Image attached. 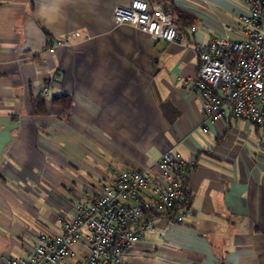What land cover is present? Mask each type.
Wrapping results in <instances>:
<instances>
[{
  "label": "crops",
  "instance_id": "crops-1",
  "mask_svg": "<svg viewBox=\"0 0 264 264\" xmlns=\"http://www.w3.org/2000/svg\"><path fill=\"white\" fill-rule=\"evenodd\" d=\"M130 1L0 0V264L39 233H62L121 171L157 181L169 149L192 166L183 204L194 213L157 214L125 264H264V128L231 115L204 131L203 99L184 83L196 78V44L244 38L246 1L151 0L182 12L183 41L115 24ZM58 38L69 43L43 50ZM65 95L69 107L54 101Z\"/></svg>",
  "mask_w": 264,
  "mask_h": 264
},
{
  "label": "built area",
  "instance_id": "built-area-1",
  "mask_svg": "<svg viewBox=\"0 0 264 264\" xmlns=\"http://www.w3.org/2000/svg\"><path fill=\"white\" fill-rule=\"evenodd\" d=\"M245 1L244 38H215L206 45H195L199 53L196 78L184 83L198 90L203 99L204 131L231 115L264 128V0ZM113 19L117 25L129 23L145 31L153 41L184 40L173 14L151 0L117 5ZM68 43L58 38L43 50L54 52ZM49 89L50 85L44 86L46 92ZM156 166L161 173L157 181H152L150 169L121 171L99 193L79 202L77 215L62 233H39L28 254L9 257L8 264H125L134 244L154 230L157 214H166L171 223H183L194 213L191 205L183 204L191 164L169 149ZM145 190L152 195L143 197Z\"/></svg>",
  "mask_w": 264,
  "mask_h": 264
},
{
  "label": "trees",
  "instance_id": "trees-1",
  "mask_svg": "<svg viewBox=\"0 0 264 264\" xmlns=\"http://www.w3.org/2000/svg\"><path fill=\"white\" fill-rule=\"evenodd\" d=\"M164 9L167 11V12H170L173 14V17H174V21L175 23H177L178 26H180V23H179V17L180 15H182V12L179 11L178 9L174 11V9H172L171 7H164ZM179 16V17H178ZM69 95H65V96H56L54 97V101L57 102V103H60L62 104L63 107H69L70 106V100H69ZM36 108H37V111L39 113H44L46 112L45 110V106H44V103L43 101H38L36 102ZM188 204V203H186Z\"/></svg>",
  "mask_w": 264,
  "mask_h": 264
}]
</instances>
